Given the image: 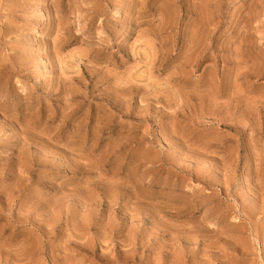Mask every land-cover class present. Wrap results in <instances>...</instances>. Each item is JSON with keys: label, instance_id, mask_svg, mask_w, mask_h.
<instances>
[{"label": "rangeland", "instance_id": "rangeland-1", "mask_svg": "<svg viewBox=\"0 0 264 264\" xmlns=\"http://www.w3.org/2000/svg\"><path fill=\"white\" fill-rule=\"evenodd\" d=\"M0 264H264V0H0Z\"/></svg>", "mask_w": 264, "mask_h": 264}]
</instances>
